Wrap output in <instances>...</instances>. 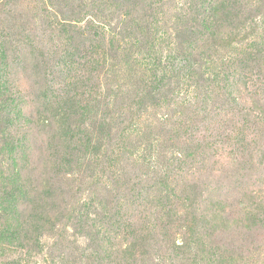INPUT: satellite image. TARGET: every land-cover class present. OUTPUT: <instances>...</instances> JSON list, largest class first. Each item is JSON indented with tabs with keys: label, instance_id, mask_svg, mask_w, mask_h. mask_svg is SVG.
<instances>
[{
	"label": "rangeland",
	"instance_id": "374dc122",
	"mask_svg": "<svg viewBox=\"0 0 264 264\" xmlns=\"http://www.w3.org/2000/svg\"><path fill=\"white\" fill-rule=\"evenodd\" d=\"M0 264H264V0H0Z\"/></svg>",
	"mask_w": 264,
	"mask_h": 264
}]
</instances>
